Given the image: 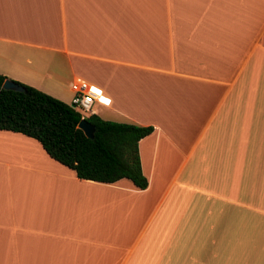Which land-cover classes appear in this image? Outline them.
<instances>
[{
  "label": "crops",
  "instance_id": "1",
  "mask_svg": "<svg viewBox=\"0 0 264 264\" xmlns=\"http://www.w3.org/2000/svg\"><path fill=\"white\" fill-rule=\"evenodd\" d=\"M0 75L152 127L143 190L0 131V264H264V0H0Z\"/></svg>",
  "mask_w": 264,
  "mask_h": 264
},
{
  "label": "trees",
  "instance_id": "2",
  "mask_svg": "<svg viewBox=\"0 0 264 264\" xmlns=\"http://www.w3.org/2000/svg\"><path fill=\"white\" fill-rule=\"evenodd\" d=\"M4 80L0 75V131L36 140L49 158L79 180L111 184L126 179L139 190L146 188L137 144L152 127L104 121L91 114L84 118L94 129L90 140L77 128L80 116L70 106L16 81L23 93L3 90Z\"/></svg>",
  "mask_w": 264,
  "mask_h": 264
},
{
  "label": "built area",
  "instance_id": "3",
  "mask_svg": "<svg viewBox=\"0 0 264 264\" xmlns=\"http://www.w3.org/2000/svg\"><path fill=\"white\" fill-rule=\"evenodd\" d=\"M70 91L72 97L69 106L79 114L80 120L91 115L92 105L99 101L100 92L80 79H75L70 84Z\"/></svg>",
  "mask_w": 264,
  "mask_h": 264
},
{
  "label": "water",
  "instance_id": "4",
  "mask_svg": "<svg viewBox=\"0 0 264 264\" xmlns=\"http://www.w3.org/2000/svg\"><path fill=\"white\" fill-rule=\"evenodd\" d=\"M1 88L3 90H7V91H13V92H17V93H23L24 89L22 87H20L19 85L15 84L12 81L9 80H4ZM71 107V106H70ZM72 108V107H71ZM77 128L83 133V135L87 138L92 140L93 139V132L94 129L93 127L87 123L84 119L80 120L77 124Z\"/></svg>",
  "mask_w": 264,
  "mask_h": 264
},
{
  "label": "rangeland",
  "instance_id": "5",
  "mask_svg": "<svg viewBox=\"0 0 264 264\" xmlns=\"http://www.w3.org/2000/svg\"><path fill=\"white\" fill-rule=\"evenodd\" d=\"M94 110V109H93Z\"/></svg>",
  "mask_w": 264,
  "mask_h": 264
}]
</instances>
